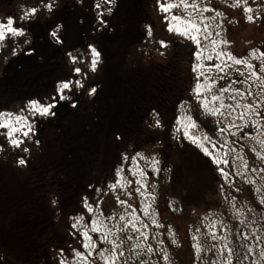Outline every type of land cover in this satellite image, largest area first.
<instances>
[{
	"label": "trees",
	"instance_id": "16d2710c",
	"mask_svg": "<svg viewBox=\"0 0 264 264\" xmlns=\"http://www.w3.org/2000/svg\"><path fill=\"white\" fill-rule=\"evenodd\" d=\"M151 2L148 0L147 3L148 14ZM231 3L232 0H207V4L215 7L212 12L224 15L218 16L214 25L206 23L199 34L200 45L178 38L166 48H159L154 43L152 31L149 36V27L142 25L141 36L127 35L128 44L122 38L113 37L117 46L110 49L109 56L111 64L116 62L117 69L105 67V64L99 66L95 71L96 91L56 109L55 116L43 123L42 130L32 139L27 157L29 164L28 161L24 164L22 179L11 174L14 169L11 151L2 148L0 220H4L0 225V264H59L61 258L68 264H76L74 250L84 253L89 264H103L96 250L92 256H87L82 247L85 241L79 233L83 227L72 228V217L83 216L85 220L86 216L95 217L96 211L101 212L99 207L107 193L112 192L108 185L116 183L117 167L125 169L123 174L127 179L139 178L138 174L133 177L127 171L132 167L131 160L122 158L123 155L131 157L136 152L144 156V159L137 158V164L145 173V182L155 187L144 190L149 193L147 196L128 200L130 207L122 204L125 209L114 215L113 225H107L112 233L108 239L116 240L120 245L118 251L123 253L117 264H212L218 259L216 249L223 243L236 249L238 255L233 257V264H241V261L242 264H251L252 260L258 259L257 254L264 249V205L259 203L260 196L264 195V172L259 170L264 168V163L263 159L257 158L256 152H261L264 145L259 143L256 147L253 141L252 145L247 141L250 138H255L256 143L264 140V127L251 126L253 119L264 125V119L249 116L239 120L237 115L246 111L244 104L254 102H260V111L264 112V72L260 71L264 62L259 58L260 52L264 51V0H249L247 6L253 9L251 15L255 17L252 22L247 20L242 8L229 7ZM221 40L227 43H221ZM212 41H216L215 45ZM195 49L203 59H198ZM220 50L248 60L253 67L237 65L226 56L217 57ZM253 51L256 59L250 56ZM180 57L181 60L191 59V66L202 64L207 70L208 64L212 63L236 72L222 88H213L209 92L201 84L200 98L193 91L196 85L191 77L189 89L185 92L187 100L185 96L183 101L178 100L172 120L165 123L159 108L166 102L165 94L177 88L178 82L174 81L180 78L177 65ZM241 73L244 75L239 76ZM212 94L220 97L215 106L221 102L224 104L222 115L205 116L200 106L203 99L212 107ZM73 103L76 107L71 106ZM238 104L241 106L237 107ZM153 112L159 114L162 127L149 126L155 122ZM187 116L200 126L193 130L195 134L200 135L206 130L217 141L216 150L227 153L229 164L221 165L230 173L227 183L212 161L183 137V125H178L176 120ZM230 121L240 126L231 129L236 135H221L218 127ZM246 124L249 126L244 127ZM177 127L181 128L180 132L175 131ZM225 139L228 144L221 149L220 144ZM206 146L212 149L211 144ZM0 147H3L1 143ZM237 154L247 161V169L233 159ZM152 156L160 160L161 171L158 173L153 171ZM237 170L244 172L245 176L238 175ZM106 175L108 182L104 184ZM246 178L254 183H246ZM229 184L233 186L229 187ZM136 186L133 183L132 187ZM237 188L240 191H236ZM256 188H261L262 192L257 193ZM124 189L117 184L114 190L122 194ZM207 192L211 193L212 204L204 207L199 201ZM44 194L45 200L42 199ZM85 197L93 206L92 213L84 207ZM146 203L151 204L147 216L143 211ZM248 208L253 211H247ZM237 210L243 215H236ZM209 214H212L211 219L206 218ZM120 216L125 220L121 221ZM153 219L161 227L153 224ZM242 219L245 220L243 224L239 222ZM129 220L139 223L136 227L146 245L142 261L134 252L136 240L128 238L130 227L125 224ZM211 220L217 221L215 228L210 227ZM253 228L262 232L259 240L250 237ZM9 229L15 230L12 237L8 235ZM212 232L216 233L215 240L211 237ZM89 234L98 248L105 249V243H99V234ZM244 235H249L248 240L243 239ZM193 236L204 246L200 253L193 247L197 243ZM221 237H227V240H221ZM111 246L109 244L108 249ZM249 247L254 251L243 259ZM165 252L169 257L167 261Z\"/></svg>",
	"mask_w": 264,
	"mask_h": 264
},
{
	"label": "rangeland",
	"instance_id": "374dc122",
	"mask_svg": "<svg viewBox=\"0 0 264 264\" xmlns=\"http://www.w3.org/2000/svg\"><path fill=\"white\" fill-rule=\"evenodd\" d=\"M124 2L121 3V10L119 13L120 21L123 24V30L121 29L119 39L122 38L124 42L128 44L126 41L127 31L129 30L131 32V35H134V31L137 29L135 27V23L142 25L143 27L148 26L152 30V37L155 41V45L159 48H166L169 44L171 45L174 40L180 38L183 39V36L176 35L175 33H170L168 31V24L164 19V16L166 14L161 13L158 11L157 2L156 0H152L150 5V12L149 14L146 12L147 9V3L148 0H138L137 1V8L131 7L128 9V4L131 2H128V0H123ZM19 0H16L14 6H10L11 8H14V12H11L10 8H3L0 7V20H4L6 22L7 17L11 16L15 19L16 25L15 26H22L25 30V35L21 37H17L15 39L8 38L4 42V47L0 48V111H9L18 113L21 109H24V115L29 116V113L26 109V104L30 99L39 98L43 100L46 97H50L51 94L55 91L56 85L59 81L66 80V79H80L83 84L84 88L82 89H73V92L69 95L72 96L71 101H65L61 103L56 109L60 107H66V105H69L73 100L76 98H79L80 96L88 95L91 88H98V82L95 79V72L90 71V60H91V54L89 49L87 48L89 45H92L91 43L94 41V47L100 52V62L97 65V68L99 66H103L105 64V67L108 68H114L117 69L116 62L110 61V49L115 48L117 46L115 40H112L113 36L111 35H103V34H93L92 36L94 38H90V42L88 40H83V42L79 45L71 46V47H61L56 50V52H52L53 56L52 59H50V55H48V59H46L45 64L43 66V63L40 66V69L36 70V72L33 73L32 67L33 65H29L30 67L26 66L29 72H31V78L29 80H20L19 78L13 77V72H19L20 67L18 68L17 61L22 58H29L34 57V54L32 53V46L34 41L37 42H48V33H43V39L41 38H35L33 32L37 29H42L45 24H54L55 20H62V19H68L67 15H70L73 11V7L68 5L70 0H63L62 1V9L60 7H56L55 4H59L56 0V3L54 4L53 10L51 12L46 11V17L45 20L41 18L40 23L33 21V17H31V22H19L20 16L23 15L24 5H21L18 3ZM51 2V0H47L46 3ZM197 4H199L202 7H209L211 9L215 10V7H213V4H207V0H195ZM127 7V11H126ZM82 9V7L80 8ZM84 10V9H83ZM188 12L192 13V19H194L198 24H200L201 29L205 28L206 23L215 24L218 20V16H214L216 12H204L203 13V22L201 23L202 17L199 13L194 12L191 8H189L187 11H185L183 8L179 9H173L172 13H169L167 15L176 14L184 17L185 19L188 18ZM67 17V18H66ZM130 17V18H129ZM208 17H210L208 20H206ZM47 20V21H46ZM42 22V23H41ZM46 22V23H45ZM67 22V21H66ZM81 24V23H80ZM79 24V26H80ZM142 27V28H143ZM126 31V32H125ZM142 33H140V36ZM144 35V33H143ZM160 35V36H159ZM130 36V35H129ZM159 36V37H158ZM27 41V43H26ZM160 41H164L166 43V47H161ZM46 45V43H45ZM93 46V45H92ZM13 49H15V55H13ZM29 51H31V55H29ZM197 50L195 49L194 52ZM69 53H72L73 55H76L79 58V63L73 64L70 60ZM179 56V54H178ZM103 58V59H102ZM105 60V61H104ZM42 61V60H41ZM44 62V61H43ZM53 63V64H52ZM177 63V61H176ZM174 64V63H173ZM192 60L189 58H186L181 60V57L178 61L179 66V81L176 85V90L170 89L166 96V102L160 106L159 111L160 115L164 118V122L167 123L168 121L172 120V117L174 116L177 107L178 100L183 101L184 96L187 100V97L185 95L186 89L188 91L190 85V78L193 77L194 83L193 85H196L197 80H199L200 84L204 85V88L207 89H213V88H222V86L229 81H231L232 76L234 75V72H232L229 68H222L216 67L212 63H209L206 68L198 67L196 71H193V66H191ZM17 65V70H16ZM213 65V68L210 66ZM75 67H80L83 69V73L81 75H76L73 72V69ZM30 68V69H29ZM134 69H131L133 71ZM23 71V69H21ZM207 71V72H205ZM117 72V70L115 71ZM205 72V73H204ZM188 73V74H187ZM119 75V73H117ZM236 74V73H235ZM205 75H208L205 80ZM244 75V73H243ZM241 76V74H239ZM122 80V78H121ZM187 85V88H186ZM234 86V85H233ZM175 87V85L173 86ZM195 103H199L198 98H195ZM186 102V101H185ZM55 109V110H56ZM54 110V111H55ZM49 117H32L29 116V119L33 123L34 126V134H30V136L25 139L21 137V139H25V143L22 145L23 147H27L28 149L31 147L32 139H34V135H36V132L42 130L43 123L47 121ZM224 123V118H223ZM44 127V126H43ZM236 129V128H235ZM255 139V138H254ZM253 138L248 139L247 143L248 145L255 144L256 147L259 146L260 140H258V143L255 142ZM253 141V143H251ZM34 142V141H33ZM0 143L2 144V148L4 149H10L11 151V162H13L11 165L14 167V169H11V174L14 176V178H20L22 179V170L24 165H21L19 163L20 159H24L28 161V155H30V151L24 152L21 150V148H13L7 141V139L0 135ZM261 145V144H260ZM237 156V155H236ZM239 157H242L239 155ZM37 158V157H36ZM239 164H243L246 160L236 159ZM264 163V159L262 160ZM29 164V161H28ZM9 167V166H7ZM124 175V174H123ZM110 180V179H109ZM145 181V180H144ZM108 182V176H104L103 183L106 184ZM204 183V182H202ZM133 185V184H132ZM130 185L129 187L125 188L123 190V193L120 194L119 192H115V190L112 189L111 193H107L108 195L103 200V203L99 207L101 212L103 213V216H99V213L96 211L95 217H87L86 216V223L90 221L91 218H96L99 216V219L101 222L105 225H113V219L114 215L117 212L123 211L125 207L118 202L119 198L120 200L126 201V205L128 206V200L132 198H140L141 193L136 191V188L139 187L137 185L136 187H132ZM46 191V190H45ZM144 191V190H142ZM210 192H207L202 199H200L199 203L204 207H209L212 204V198L210 197ZM46 194L42 196V199L45 200ZM100 212V213H101ZM111 216L112 219H106L105 217ZM4 219L1 218V222ZM136 225H139L137 221H134ZM4 225V222H3ZM88 227H91V224L88 223ZM128 227H130V237L132 239H135V248L134 252L135 255L138 256V260H143V253L145 250V242L143 237H141L140 232L136 231L131 227L129 224ZM84 229L82 228L79 233H81ZM264 228L262 229L263 232ZM15 230L9 229L8 235L11 237L13 236ZM255 232L257 236H261L262 232L260 233L259 229L253 228L251 230V234ZM260 233V234H259ZM79 235V234H78ZM249 237V235H248ZM252 239L255 238V236L250 235ZM264 243V239H263ZM109 243H105V249H108ZM112 247V246H111ZM110 247V249H111ZM109 249V250H110ZM260 253V252H259ZM259 253L257 254L259 256ZM257 256V258H258Z\"/></svg>",
	"mask_w": 264,
	"mask_h": 264
},
{
	"label": "snow or ice",
	"instance_id": "6c2138e0",
	"mask_svg": "<svg viewBox=\"0 0 264 264\" xmlns=\"http://www.w3.org/2000/svg\"><path fill=\"white\" fill-rule=\"evenodd\" d=\"M43 2V0H42ZM157 2V7L158 11L161 13L166 14L164 16L165 21L168 24V31L170 33H175L176 35L183 36L185 39H188L192 41L194 44L200 45V39H199V34L201 32V26L198 24L194 19H192V13L188 12V18L185 19L184 17L176 14H171L170 16L167 15L169 13H172L173 9H179L183 8L185 11H187L189 8H191L194 12H197L201 15L202 20L201 23L203 22V13L204 12H210L214 11V9L208 8V7H202L195 2V0H156ZM249 0H232V3L229 5V7L235 9V8H242L243 12L246 15V18L249 22L254 21L255 17L251 15L253 12V9L251 7H248ZM55 4V0H51L49 3H43V7L47 9V11L51 12L53 10ZM115 4V0H95L94 7L97 10V21L101 25H106V20L104 19L105 15H110L112 13V7L111 5ZM107 5V7H105ZM39 9L37 7H32L25 11L23 15L20 16V20H29L31 17L35 16L38 13ZM217 16H223L224 14L222 12H216ZM16 21L13 17L9 16L6 19V22L4 20H0V48L4 47V42L8 38L15 39L17 37H21L25 35V30L22 26L18 27L15 26ZM63 27V25H57L55 29H53L49 35L52 37L53 40H55L56 43H63V37L60 35V29ZM148 34L151 36V28L149 27L148 29ZM207 35V34H206ZM219 35V33H217ZM221 43H227L226 40H221ZM27 43V41H26ZM213 45H215L216 41H212ZM161 47H166V43L164 41H160ZM215 51V48H213ZM89 51L91 54V60H90V71L95 72L97 69V65L100 62V52L92 45H89ZM31 55V51L28 53ZM163 55V53H160ZM13 55H15V49H13ZM70 57V60L73 64L79 63V58L76 55H73L72 53L68 54ZM195 55L198 57V59H203L202 54L197 51ZM217 57L219 56H226L227 59L233 60L235 64L237 65H245L248 68H252L253 65L248 63V60L246 59H239L235 56H233L231 53H225L222 50L218 51L216 53ZM250 56L253 59H256L255 56V51L253 53H250ZM262 62H264V51L260 52V57ZM208 59H212V57H208ZM198 67H203L202 64H197L193 66V71H196ZM218 67V66H217ZM261 72H264V66H261L260 68ZM73 72L76 75H81L83 73V69L80 67H75L73 69ZM243 75V73H241ZM252 75H255V72L252 73ZM259 78V77H258ZM82 89L84 88V84L80 79H66L59 81L56 85L55 91L51 94L50 97H46L43 100L39 98H34L30 99L27 104H26V109L29 113V116L32 117H50V116H55V109L63 102L65 101H71L72 96L69 95L70 93L73 92V89ZM229 89H221V91H228ZM96 91L95 88H91L89 94H92ZM195 92L196 96L198 98L201 97V84L199 80H197L196 86L193 89ZM208 91L210 92L211 89L209 88ZM248 95H252V93H248ZM220 99V97L216 94L211 95V103L212 107L209 106V102L201 99L200 100V106L204 110L205 116L207 115H214V116H219L222 115V109L224 108V104L221 102L219 106H215V103ZM72 107H76V104H72ZM241 105H237V107H240ZM243 108L246 110L244 113H239L237 115V119L239 120H244L248 118L249 116L252 117H260L261 119H264V112L260 111L261 104L260 102H254L253 104H244ZM158 113L153 112L152 116L154 119V124H150V127H156L160 128L162 127L161 121L158 118ZM29 116L24 115V109H21L20 112L14 113V112H9V111H0V135H3L8 143L13 147V148H21L22 151L28 152L30 149L27 147H23L22 145L25 143V139H27L30 134H34V126L31 120L29 119ZM186 121V122H185ZM176 123L178 125L182 124V132H183V137L188 140L192 145H194L196 148H198L204 156L208 157L212 163L216 166L217 171L220 173L221 177L227 183L228 177L230 175L229 172H226L221 165H228L229 160L226 158L227 153L221 154L219 151H217V141L213 139L212 136H210L207 131L205 130L202 134L197 135L193 131L194 129L199 128L200 126L196 124V122L193 120L191 116L183 117V118H177ZM249 125H244V127H248ZM251 126L254 128H262L264 125L260 123L259 120L253 119ZM232 128H237L239 129L240 126L237 125L234 121H230L226 125H220L218 127V131L221 135L227 133L230 136H235L236 133L232 132ZM176 132H180L181 128L177 127L175 129ZM21 137L25 139H21ZM174 139L176 138L175 136L173 137ZM117 139H121L120 136H117ZM38 143V141H37ZM262 145H264V140L260 141ZM211 144L212 149L210 150L209 147L206 145ZM228 144V141L225 139L223 143L220 144V148L223 149L226 145ZM2 147H0V151H2ZM230 151H232L230 149ZM255 151V149H253ZM261 152H264V148L261 149ZM261 152H256V156L258 159H264V155L261 154ZM124 161H129L131 160L132 167H129L127 171L132 174L133 177H136L137 174L139 178L135 180H130L127 179L123 173L125 172V169L122 167H117L115 172H116V183L109 184L108 187L110 189H115L117 184H120L122 187L127 188L133 183L136 185H139L138 188H136L137 192H140L142 195L147 196L149 193L147 191H142L146 190L148 188H154L155 185H150L147 184L144 181V176L145 173L143 169L139 167L137 164V158L144 159V156L141 152H136L135 155L129 157L128 155H123L122 156ZM241 159L243 160L242 157H239L238 154L235 156L233 159ZM19 163L21 165H24L26 161L24 159H20ZM151 163L153 165V171L154 172H160L161 168L159 167L160 165V160L158 159L157 156H152L151 158ZM242 167L244 169H247L248 164L247 161H244L242 164ZM259 171L264 172V168L260 169ZM237 174L241 176H245L244 172H241L237 170ZM246 183H254V181L248 180L247 178L245 179ZM233 185L229 184V187H232ZM223 191V186L221 188ZM98 192L100 191L99 189L97 190ZM236 191H240V189H236ZM255 191L257 193H261L262 189L261 188H256ZM155 199V197H152ZM118 202L120 204H126V201L120 200L119 198ZM235 200V197H233V201ZM52 203L55 205L56 201L53 200ZM259 203L261 205H264V195L260 196ZM130 207V205H128ZM84 207L87 209L89 213L93 212V206L89 204L88 198H84ZM233 207H235V204H233ZM143 211L145 215H149L151 212V204L146 203L143 207ZM247 211L252 212L253 210L251 208H248ZM236 215H243L239 210H237ZM99 216H103V213H99ZM99 216L96 218H91L88 223L91 224V228L89 229L88 223L85 222L83 216H75L72 217L74 223L72 224V228H77L83 227V231L80 233L81 236H83L84 243L82 244V247L84 248L85 252L87 253V256H92L93 250H96L100 260L103 262V264H117V260L119 256H122L123 253L119 252L118 249L120 245L116 242V240H109L108 237L109 235H112L111 229L108 228L107 225L103 224L101 220L99 219ZM212 214H209L208 217L211 219ZM106 219H112L111 216L105 217ZM137 219L134 217V220ZM120 220L124 221L125 217L120 216ZM134 220H129L126 222L125 227L127 225H131L133 229L136 231H139V229L136 227V223ZM241 224L245 223V220H240L239 221ZM153 224H156L157 227H161V225L155 220H152ZM216 220H211L210 227L215 228L216 227ZM199 231V229H197ZM96 233L99 234L100 244L104 243H109L112 245L111 249H104V248H98V244L94 242L93 236L90 235L89 233ZM252 236H255L257 240L260 239L259 236L255 232L251 234ZM211 237L213 240L216 239V233L212 232ZM129 239H132V237H128ZM248 235H244L243 239L248 240ZM192 239L194 241H197V237L193 236ZM221 240L226 241L227 237H221ZM175 242V241H173ZM193 247L196 249L198 253L202 252L204 250V246H202L199 241H197L196 244L193 245ZM149 252L152 251L151 248L148 249ZM254 250L252 248H247V254L243 257V259H247L253 252ZM226 253V254H225ZM73 255L77 258L76 264H80V261H85V264H89L87 261V257L85 256L84 253L75 251L73 252ZM216 255L218 256V259L216 261H213L212 264H233V257L237 256L236 249L231 247L229 243H223L221 248L216 249ZM61 257H63V251H61ZM164 259L167 261L169 259L167 252L164 253ZM59 264H68V262L61 258L59 261ZM242 264V261H241ZM251 264H264V249H262L259 253L258 259H254L251 261Z\"/></svg>",
	"mask_w": 264,
	"mask_h": 264
},
{
	"label": "flooded vegetation",
	"instance_id": "af4514ba",
	"mask_svg": "<svg viewBox=\"0 0 264 264\" xmlns=\"http://www.w3.org/2000/svg\"><path fill=\"white\" fill-rule=\"evenodd\" d=\"M62 1L63 0H57L59 4H55V6L60 7L62 9ZM137 1L138 0H131L130 2V0H128V2H130L128 4V9H130L131 7L137 8ZM15 2L16 0H0V7L10 8L11 12H14V8H11L10 6H14ZM46 2L47 0H43V2L42 0H19L18 3L24 5V8H22L24 12L32 7H37L39 11L33 18V21L40 23L41 18L45 20L46 17L47 9L43 7V3ZM123 2V0H115V4L111 5L112 13L110 15L104 16V19L107 22L106 25H101L97 21V10L94 7L95 0H70L68 5L71 6V8L73 7V11L70 15H67L68 19L55 20L54 24L47 23L42 29H37L33 32L36 39L38 37L43 39V33H48V39L51 40H47L48 42L45 41L46 45L44 42L42 44V42H37L35 40L32 46V53L34 54V57L20 58L17 61V65L18 68L20 67L21 69H23V71L19 69V72H13V77L19 78L20 80L23 79L24 82L26 80H29L31 78L30 76L32 73L29 72L28 69H26V66L30 67L29 65H33V73L36 72V70L40 69L42 63L44 66L46 59H48V55H50L49 60L52 59V52H56V50L60 48V46L64 48L71 46L73 47L75 45L81 44L84 39L90 42L89 39L94 38L92 36L93 34H103L110 36L112 35L114 38H118L120 36L121 29L123 30V24L120 21L119 17V13L122 6L121 3ZM81 7L82 9H80ZM105 7H107V5H105ZM19 22H31V18L29 20L24 21L20 20ZM57 25H63V27H61L60 29V35L63 37L64 42L59 44L56 43L55 40H53L52 37L49 35V33L53 29H55ZM135 27H137V29L134 31V34L136 36H139L141 33V25L135 23ZM127 33L131 35V32L129 30L127 31ZM91 44L94 46V41ZM87 48L89 49V46Z\"/></svg>",
	"mask_w": 264,
	"mask_h": 264
}]
</instances>
